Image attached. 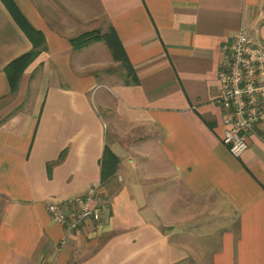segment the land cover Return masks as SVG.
Instances as JSON below:
<instances>
[{"label":"crops","instance_id":"0c3cea01","mask_svg":"<svg viewBox=\"0 0 264 264\" xmlns=\"http://www.w3.org/2000/svg\"><path fill=\"white\" fill-rule=\"evenodd\" d=\"M12 1L41 35L0 0V264H264V121L235 156L216 101L225 41L264 44V0ZM112 29L131 70L72 43ZM97 181V223L52 219Z\"/></svg>","mask_w":264,"mask_h":264},{"label":"built area","instance_id":"2783aa9c","mask_svg":"<svg viewBox=\"0 0 264 264\" xmlns=\"http://www.w3.org/2000/svg\"><path fill=\"white\" fill-rule=\"evenodd\" d=\"M218 75L221 90L216 101L225 111L223 143L233 155L240 156L248 148L256 126L264 121V44L240 29L222 45ZM101 186V181H97L85 193L49 203L50 216L69 232L80 229L89 220L97 223L103 207L93 201Z\"/></svg>","mask_w":264,"mask_h":264},{"label":"trees","instance_id":"16d2710c","mask_svg":"<svg viewBox=\"0 0 264 264\" xmlns=\"http://www.w3.org/2000/svg\"><path fill=\"white\" fill-rule=\"evenodd\" d=\"M5 2V4L8 6L9 9L12 10V12L16 13V15L22 20V24L25 28V30L27 31V33L35 40V36L36 35H41L40 32L36 31L34 28H32L27 21H25V19L22 17V15L20 14V12H18L16 5L14 4V2L12 0H3ZM99 39H104L105 42L107 43L108 47L110 48L113 56L118 59L121 60L123 62L124 65H126V67L128 69L131 70L130 67V63L128 61V57L125 53V50L123 48V45L120 41V39L117 37L115 31L112 29L108 32L105 33H101L99 30H90V31H86L82 34H80L77 37L72 38V43L75 46H82L87 44L88 42L92 41V40H99ZM35 52H30L27 53L25 55H23L22 57L14 60L11 64H10V69H12V75L15 74H20L21 72V63H23V60L25 59H30ZM14 79H12V86L15 87V82H13ZM117 161V157L116 155L110 151L109 149H106L104 151V156H103V169H102V175H101V179L104 181L105 177L108 176L109 171L107 170V165L108 167L110 166V168H113L116 164ZM106 165V167H105ZM106 168V169H105Z\"/></svg>","mask_w":264,"mask_h":264}]
</instances>
